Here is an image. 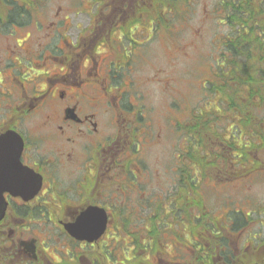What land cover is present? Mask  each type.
Instances as JSON below:
<instances>
[{
	"label": "flooded vegetation",
	"instance_id": "af4514ba",
	"mask_svg": "<svg viewBox=\"0 0 264 264\" xmlns=\"http://www.w3.org/2000/svg\"><path fill=\"white\" fill-rule=\"evenodd\" d=\"M42 2L23 0L13 18L12 5L0 0V137L10 135L0 138V172L11 170L6 180L0 173L8 188L0 264H264V210L253 225L254 211L217 213L194 192L201 181L191 176L208 162L216 169L222 151L234 171L231 143L209 134L219 119L194 124L190 110L186 122L165 115L157 125L136 88L132 56L152 36L148 29L144 41L132 36L144 0H103L87 25L76 23L73 38L61 5L33 19ZM233 11L230 34L214 41L219 49L229 39L235 71L238 41L251 46V22L264 33V0H234ZM236 78L229 75L235 85ZM159 81L169 90L170 81ZM167 121L168 135L208 139L206 150L214 149L193 155L169 143L173 154L157 188L156 137Z\"/></svg>",
	"mask_w": 264,
	"mask_h": 264
},
{
	"label": "rangeland",
	"instance_id": "374dc122",
	"mask_svg": "<svg viewBox=\"0 0 264 264\" xmlns=\"http://www.w3.org/2000/svg\"><path fill=\"white\" fill-rule=\"evenodd\" d=\"M124 1L127 3V0ZM148 1L152 0H144V2ZM144 2H141V4H144ZM190 2L191 7L189 6ZM217 2L218 0H178L170 10L166 6H162V10L159 11L162 19L155 20V7L145 10L142 13L144 17L141 20L137 19L136 27H138L134 30L135 34L132 36L139 41H144L149 34L147 29L151 30L150 35L152 36L150 40L141 43L132 56L135 69H137L134 80L136 88L143 95V102L152 107L153 119L157 125L163 123L162 117L165 115L186 122L189 119L190 109V120L194 124L199 121L207 123L208 115L216 112L214 108L216 97H213L214 93L212 91L210 94L207 92L206 87H203V79L214 78L212 73H215L216 79L211 80L210 84L213 87H218L220 75L236 74V71L233 72V63H231L233 67L231 68L228 57H225L227 47L222 45L217 49L215 45V38L225 37L229 31L223 21H220L222 12L219 4H216ZM96 3H103V0H43L41 3L43 5L41 17L34 16L33 19L42 20L49 17L57 6L61 5L60 13L64 17L68 16L70 20L71 28L67 35L73 38L78 31L76 23L83 27L87 25L90 16L95 15ZM79 6L80 9H86L88 12L78 13ZM139 26H144L146 30H143L142 27L138 29ZM153 28L155 33L152 31ZM132 36L130 34L129 37L127 36L128 39H125L128 42L127 45L126 42L123 44L126 49L131 48L129 40L133 38ZM239 46H245V44L241 43ZM237 59L242 60L241 57H237ZM251 59L252 57L249 58V61ZM154 73L158 75L155 77ZM148 77L152 81H147ZM159 79L170 81L169 90H166L160 84ZM210 84H206L207 88L210 87ZM226 91L229 92V89H226ZM234 91L235 89H232V94ZM220 93L222 94V92ZM222 97H224L223 94ZM226 100L227 98L224 97L221 101L224 107L226 106ZM170 101L180 102V107H170ZM218 104L221 105L220 100ZM224 107L221 106L222 109ZM253 112L255 113L254 110ZM262 117H264V113ZM167 122V126L156 137L157 148L154 155L158 171L157 188L160 187L167 176L165 164L173 154V147L178 152L187 150L193 155L201 151L213 153L212 150L214 149V145H212V147L208 146V150H206L205 142L207 143L208 139H205L204 142L201 137L197 136L195 137L197 142H195L193 138L187 139L185 133L182 135L179 132L182 139H178L174 134L168 135L171 126L170 121ZM230 122L228 118H221L217 130L219 132L227 131L222 138L230 137V141L241 145L242 138H235L228 130ZM211 129H213L212 126ZM217 130H209V134L212 137L219 138ZM240 130L241 132H248L237 124L236 131L240 132ZM247 138L249 139V137ZM169 143H172V148ZM256 155L264 162V150H258ZM215 160L216 169H212L213 163L208 162L196 174L197 182L201 181V183L198 190L194 192L200 190L205 199L211 204L209 210L217 213L229 211L232 207L243 213L255 211V214H252L253 225L257 224L259 226L260 218L257 212L262 211V208H264V164L262 163L263 166L259 165L258 162H253L250 157H247L245 167L238 160L237 170L233 171L230 166L229 151H222L221 158L216 156ZM252 167L258 168L252 172ZM239 171L242 172L237 174ZM228 176H231V179Z\"/></svg>",
	"mask_w": 264,
	"mask_h": 264
},
{
	"label": "trees",
	"instance_id": "16d2710c",
	"mask_svg": "<svg viewBox=\"0 0 264 264\" xmlns=\"http://www.w3.org/2000/svg\"><path fill=\"white\" fill-rule=\"evenodd\" d=\"M177 1L178 0H153V5H155V7L160 8L162 5L171 4V6L173 5L172 7H174ZM3 2L5 4L15 5L14 0H3ZM217 3L219 4V6H221L223 21L228 27H230L231 22L234 18V11H233L234 0H222V2L219 1ZM145 4H147V2H145ZM190 5H191V2H190ZM146 8L147 7L144 5V7L141 8V11H145ZM19 12H16V9H14L12 12L13 14L12 17L13 18L19 17ZM238 19L239 20L243 19L241 14L238 17ZM251 29H252L253 34H256L258 39L260 40V43L256 44L257 50H255L254 44H251L250 49H249V46L247 45L239 46L241 43H244L243 41H238V44L236 47L237 49L236 57H241L243 59L244 61L243 69H245L246 71V76L244 74H241V76H238V73H237L236 75L237 84H236L234 92L238 98L241 87L243 85H246L243 87V90H245L243 94H247L246 100H242V102L236 101V104L239 106H236L232 102L231 100L232 96H229L228 94L229 92L226 91V89L230 90L228 83L231 82V80H229V76H228L224 84L222 83L219 87L211 88L212 92L220 91L222 92V94L226 92V94L224 95L226 96L227 99H229V100H226L228 102L227 106L225 107L226 112L222 113L221 115H217V114H215V116H212L213 114H210V115L213 117V119L225 118L226 115L227 117L230 118L231 113H233L234 110H236L237 111L236 124H238V126L244 128L248 124V122H252L253 124L252 130H251L252 139L250 138L248 140V143L245 144V148L250 146V149L255 152L259 148H264V127L261 128V125L263 122L261 117L263 116V113H264V42H263L264 37H262L264 33L260 32V27L255 24L254 20L251 22ZM229 34H230V31L227 35ZM225 39H226L225 46L227 47V50H229L230 41L228 38H225ZM253 41H256V38H253ZM250 57H252L251 61H249ZM246 61L248 62L246 63ZM223 98L224 97L221 96L219 98L220 101H222ZM248 103L252 105V108L255 111V113L253 112V110L250 109V107L248 106ZM247 108L250 110V113L247 112ZM248 114L252 116L250 120H248L249 119ZM231 148H233V145L231 146ZM235 149H237L236 151H238L235 153L237 155L236 158L238 160L241 157H244L243 155L244 152L242 153L238 150L240 148L235 146ZM254 157L255 156H253V158ZM240 172L242 171L237 172V174H239ZM191 179L197 180L196 175L191 176Z\"/></svg>",
	"mask_w": 264,
	"mask_h": 264
},
{
	"label": "water",
	"instance_id": "95a60500",
	"mask_svg": "<svg viewBox=\"0 0 264 264\" xmlns=\"http://www.w3.org/2000/svg\"><path fill=\"white\" fill-rule=\"evenodd\" d=\"M0 190H1V188H0ZM2 198H0V200H1Z\"/></svg>",
	"mask_w": 264,
	"mask_h": 264
}]
</instances>
